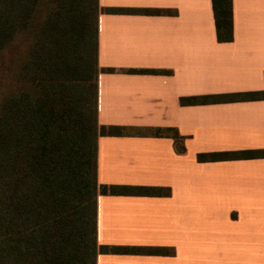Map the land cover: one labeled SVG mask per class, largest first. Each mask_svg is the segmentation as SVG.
<instances>
[{"label":"crops","instance_id":"obj_1","mask_svg":"<svg viewBox=\"0 0 264 264\" xmlns=\"http://www.w3.org/2000/svg\"><path fill=\"white\" fill-rule=\"evenodd\" d=\"M160 10L98 16L97 182L163 189L99 195L97 242L164 254H99L96 264H264V158L197 154L264 150V0H232L233 38L218 42L211 0H98ZM148 70V72H128ZM150 70L164 71L152 73ZM263 92L261 100L181 105L188 97ZM172 128L183 137L175 151Z\"/></svg>","mask_w":264,"mask_h":264},{"label":"trees","instance_id":"obj_2","mask_svg":"<svg viewBox=\"0 0 264 264\" xmlns=\"http://www.w3.org/2000/svg\"><path fill=\"white\" fill-rule=\"evenodd\" d=\"M211 6L217 41H232V0ZM122 11L160 13L102 8L98 0H0V264H96L99 254L167 253L97 242L99 195L164 192L97 182L98 137L126 131L97 121L98 75L113 71L97 62L98 16ZM262 98L263 92H244L179 102ZM154 133L185 153L175 129ZM252 158H264V150L196 156L198 162Z\"/></svg>","mask_w":264,"mask_h":264}]
</instances>
